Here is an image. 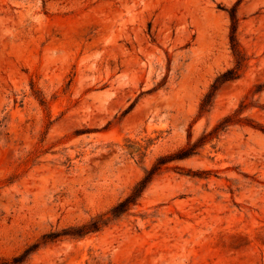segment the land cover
Listing matches in <instances>:
<instances>
[{
	"label": "rangeland",
	"instance_id": "374dc122",
	"mask_svg": "<svg viewBox=\"0 0 264 264\" xmlns=\"http://www.w3.org/2000/svg\"><path fill=\"white\" fill-rule=\"evenodd\" d=\"M15 257L264 264V0H0V264Z\"/></svg>",
	"mask_w": 264,
	"mask_h": 264
},
{
	"label": "trees",
	"instance_id": "16d2710c",
	"mask_svg": "<svg viewBox=\"0 0 264 264\" xmlns=\"http://www.w3.org/2000/svg\"><path fill=\"white\" fill-rule=\"evenodd\" d=\"M231 19H232L231 41H232V45H233V49H234V47H235L234 45L236 44L235 43V33L237 30V25H236L235 12L233 10L231 11ZM234 75H235V71L233 69H229L226 72H224L223 74H221L219 77H217L216 80L210 85L208 91L205 93V95L201 101V108L204 109L207 106H211L214 99H215V96H216V93H217L219 86L222 83L233 78ZM187 155H189V152L183 150L180 153H178V158H183V157H186ZM156 169H157V165L155 164L151 169L146 170L145 175L143 176V178H141V180H139L135 184V186L131 190V193L112 208L111 211H112L114 216L119 215L120 213L126 211L130 204H135V200L141 196V194L143 193V191L147 187L148 183L152 180V177H153ZM54 235L55 234H52V236H49V237H54ZM20 261H21V257H15L13 259L14 264L20 263Z\"/></svg>",
	"mask_w": 264,
	"mask_h": 264
}]
</instances>
